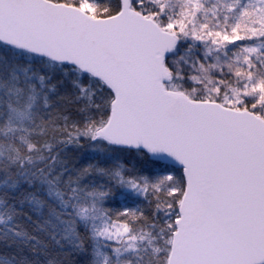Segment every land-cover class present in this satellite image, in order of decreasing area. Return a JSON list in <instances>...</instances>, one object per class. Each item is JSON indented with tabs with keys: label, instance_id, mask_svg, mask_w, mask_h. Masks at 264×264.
<instances>
[{
	"label": "snow or ice",
	"instance_id": "6c2138e0",
	"mask_svg": "<svg viewBox=\"0 0 264 264\" xmlns=\"http://www.w3.org/2000/svg\"><path fill=\"white\" fill-rule=\"evenodd\" d=\"M0 264H264V0H0Z\"/></svg>",
	"mask_w": 264,
	"mask_h": 264
}]
</instances>
